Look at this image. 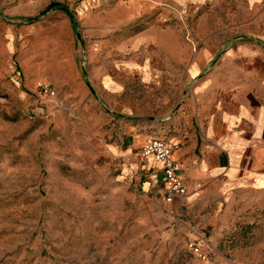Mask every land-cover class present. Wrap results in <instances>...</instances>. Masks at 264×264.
Returning <instances> with one entry per match:
<instances>
[{"label":"rangeland","instance_id":"1","mask_svg":"<svg viewBox=\"0 0 264 264\" xmlns=\"http://www.w3.org/2000/svg\"><path fill=\"white\" fill-rule=\"evenodd\" d=\"M18 3L0 0V264H264L259 195L229 201L198 183L178 205L166 202L164 182L145 183L142 146L128 154L123 145L139 127L88 86L73 92L69 67L89 74L81 27H55L47 4L14 18ZM197 238L209 261L189 249Z\"/></svg>","mask_w":264,"mask_h":264},{"label":"crops","instance_id":"2","mask_svg":"<svg viewBox=\"0 0 264 264\" xmlns=\"http://www.w3.org/2000/svg\"><path fill=\"white\" fill-rule=\"evenodd\" d=\"M13 1L14 18L54 3L55 27H81L89 76L69 67L73 92L88 86L139 127L135 143H123L128 154L165 139L177 146L187 195L202 183L229 201H264V0ZM143 159L145 183H163L161 163Z\"/></svg>","mask_w":264,"mask_h":264},{"label":"built area","instance_id":"3","mask_svg":"<svg viewBox=\"0 0 264 264\" xmlns=\"http://www.w3.org/2000/svg\"><path fill=\"white\" fill-rule=\"evenodd\" d=\"M39 87L46 95L56 98L57 91L51 82L42 81ZM176 148V145L165 139L153 137L145 141L140 151L142 157H153L161 163L164 173L163 199L168 203L174 202L178 196L189 193V188L180 173V164L174 156ZM188 247L203 260L209 261L212 257V249L203 238L191 240Z\"/></svg>","mask_w":264,"mask_h":264},{"label":"trees","instance_id":"4","mask_svg":"<svg viewBox=\"0 0 264 264\" xmlns=\"http://www.w3.org/2000/svg\"><path fill=\"white\" fill-rule=\"evenodd\" d=\"M56 6V4L54 3H51L43 12H42V15L43 14H46L48 11H50L51 9H53L54 7ZM34 18H29V20H33Z\"/></svg>","mask_w":264,"mask_h":264}]
</instances>
